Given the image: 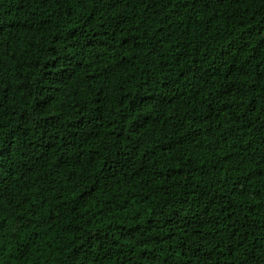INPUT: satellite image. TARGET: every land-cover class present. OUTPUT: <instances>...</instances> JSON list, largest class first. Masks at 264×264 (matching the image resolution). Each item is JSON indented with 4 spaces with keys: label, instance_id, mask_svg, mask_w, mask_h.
<instances>
[{
    "label": "trees",
    "instance_id": "16d2710c",
    "mask_svg": "<svg viewBox=\"0 0 264 264\" xmlns=\"http://www.w3.org/2000/svg\"><path fill=\"white\" fill-rule=\"evenodd\" d=\"M0 264H264V0H0Z\"/></svg>",
    "mask_w": 264,
    "mask_h": 264
}]
</instances>
